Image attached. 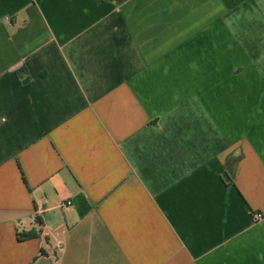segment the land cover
Here are the masks:
<instances>
[{"label":"crops","instance_id":"0c3cea01","mask_svg":"<svg viewBox=\"0 0 264 264\" xmlns=\"http://www.w3.org/2000/svg\"><path fill=\"white\" fill-rule=\"evenodd\" d=\"M257 214L264 0H0V264H264Z\"/></svg>","mask_w":264,"mask_h":264},{"label":"built area","instance_id":"2783aa9c","mask_svg":"<svg viewBox=\"0 0 264 264\" xmlns=\"http://www.w3.org/2000/svg\"><path fill=\"white\" fill-rule=\"evenodd\" d=\"M69 205H71V203H68L67 205H62L63 206V208H67ZM263 215L262 214H257V215H255L254 216V218H255V220H257V221H260V220H262L263 219Z\"/></svg>","mask_w":264,"mask_h":264},{"label":"trees","instance_id":"16d2710c","mask_svg":"<svg viewBox=\"0 0 264 264\" xmlns=\"http://www.w3.org/2000/svg\"><path fill=\"white\" fill-rule=\"evenodd\" d=\"M36 235V234H35ZM33 236V235H32ZM32 236H29V237H32ZM25 237H28V236H25Z\"/></svg>","mask_w":264,"mask_h":264}]
</instances>
